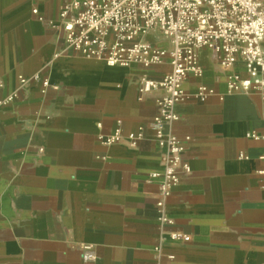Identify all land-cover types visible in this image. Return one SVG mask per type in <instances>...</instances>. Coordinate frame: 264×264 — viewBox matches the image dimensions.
<instances>
[{
    "label": "crops",
    "instance_id": "crops-1",
    "mask_svg": "<svg viewBox=\"0 0 264 264\" xmlns=\"http://www.w3.org/2000/svg\"><path fill=\"white\" fill-rule=\"evenodd\" d=\"M63 6L0 0V99L21 87L20 76L50 84L21 87L0 120V264H264L261 97L228 94V73L201 52L203 75H189L185 89L216 94L176 106L171 131L190 139L192 173L162 222L159 185L148 181L166 152L153 127L162 92L140 87L170 67H110L83 56L64 42ZM116 130L121 141L106 144ZM131 134L143 139L133 145ZM175 233L191 240L174 241ZM84 245L96 260H84Z\"/></svg>",
    "mask_w": 264,
    "mask_h": 264
},
{
    "label": "built area",
    "instance_id": "built-area-1",
    "mask_svg": "<svg viewBox=\"0 0 264 264\" xmlns=\"http://www.w3.org/2000/svg\"><path fill=\"white\" fill-rule=\"evenodd\" d=\"M58 24L68 47L110 67L169 65L170 71L161 79H144L140 92H162L153 127L166 152L162 167L152 172L148 181L158 183L160 221L170 223L164 212L168 199L181 179L192 173L184 156L190 139L183 141L171 131L179 120L176 106L192 97L206 101L216 94L206 86L190 93L185 83L189 75H203L200 55L209 50L228 73V94L255 93L264 101V0H64ZM151 34L164 38L167 45L149 41ZM30 81H41L45 89L50 87L40 74L31 79L19 77L21 87ZM21 87L0 99V120L3 111L18 98ZM121 139L120 130L102 137L108 145ZM141 139L143 135H130L133 145ZM259 174L264 178V171ZM172 239L191 240L178 233ZM82 250L85 261L96 260L92 246L84 245Z\"/></svg>",
    "mask_w": 264,
    "mask_h": 264
}]
</instances>
